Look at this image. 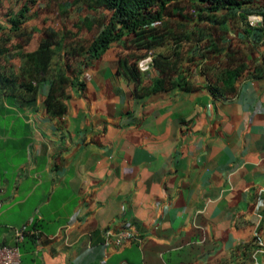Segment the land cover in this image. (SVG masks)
Wrapping results in <instances>:
<instances>
[{
  "label": "crops",
  "instance_id": "1",
  "mask_svg": "<svg viewBox=\"0 0 264 264\" xmlns=\"http://www.w3.org/2000/svg\"><path fill=\"white\" fill-rule=\"evenodd\" d=\"M98 10L87 39L110 15ZM70 34L71 48L86 39ZM122 53L70 61L82 86L65 88L59 116L47 82L33 99L0 95V246L21 264H264V76L213 95L193 68L194 89L136 98ZM106 231L129 238L116 246Z\"/></svg>",
  "mask_w": 264,
  "mask_h": 264
},
{
  "label": "trees",
  "instance_id": "2",
  "mask_svg": "<svg viewBox=\"0 0 264 264\" xmlns=\"http://www.w3.org/2000/svg\"><path fill=\"white\" fill-rule=\"evenodd\" d=\"M20 1L18 11L7 16L9 27L0 26V95L33 99L38 87L47 82L44 103L51 116L64 113L61 99L67 86H82L70 78L74 74L70 61L99 58L114 43L123 50L119 68L132 81L136 98L154 90L194 89L193 68L206 78L213 95H232L235 82L264 76V53L252 56L257 47L264 48V5L257 11L260 25L252 27L247 18L255 12L244 7L249 0H74L110 15L90 39L74 41L72 48L67 42L72 38L69 32L57 36L45 31L30 52L23 46L31 35L19 32L36 0ZM229 27L240 30L234 41H227ZM13 35L18 38L14 44ZM241 43L251 51H244ZM160 47L168 50L152 55L150 63L157 77L152 85L144 86L137 62ZM57 48L64 50L61 68L53 63ZM8 57L23 60L16 72L6 65ZM227 81L231 84L225 85Z\"/></svg>",
  "mask_w": 264,
  "mask_h": 264
},
{
  "label": "rangeland",
  "instance_id": "3",
  "mask_svg": "<svg viewBox=\"0 0 264 264\" xmlns=\"http://www.w3.org/2000/svg\"><path fill=\"white\" fill-rule=\"evenodd\" d=\"M20 3V0H1L0 26H2L3 29L9 27V23L7 22L8 14L16 13L20 7ZM263 5L264 0H249L248 3L244 5L248 10L255 12L250 14L247 18L252 27L260 25L262 18L257 11L262 9ZM26 15V20L22 24L19 33L22 36L26 33L32 35L33 40L25 47V50H28L35 46L36 41L40 39L42 32L45 31H53L57 34L68 31L79 38H89L91 33L85 28L92 19H98L101 13L98 9L83 6L82 3H77L74 0H36L35 4L29 6ZM98 21H100V19ZM225 31L227 41H234L235 35L240 32V30L232 27H229ZM16 39L18 38L16 37ZM244 45L245 43H241L240 45V47L244 48V51H251L250 47ZM166 50H168L167 47L156 48L150 55L152 56L159 52H165ZM255 51L256 53L252 56L257 57L264 53V48L257 47ZM56 52L57 54L53 59V63L58 66L62 64V61H60L62 58V51L57 48ZM20 63H22V61Z\"/></svg>",
  "mask_w": 264,
  "mask_h": 264
},
{
  "label": "built area",
  "instance_id": "4",
  "mask_svg": "<svg viewBox=\"0 0 264 264\" xmlns=\"http://www.w3.org/2000/svg\"><path fill=\"white\" fill-rule=\"evenodd\" d=\"M150 63L151 55L149 53L145 58L137 62V68L139 72L145 73L149 69ZM104 236L107 240L111 238L116 246H120L126 239L129 238V233L127 231H120L117 233L106 231ZM22 237V231H14V238L16 242H20L22 240ZM256 244L258 246V249L255 252H259L260 248L263 247V244L258 238H256ZM0 264H21L19 249L16 245L0 246Z\"/></svg>",
  "mask_w": 264,
  "mask_h": 264
}]
</instances>
